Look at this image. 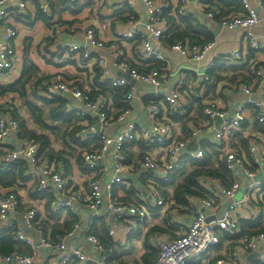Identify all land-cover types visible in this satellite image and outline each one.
Returning a JSON list of instances; mask_svg holds the SVG:
<instances>
[{
    "label": "built area",
    "instance_id": "1",
    "mask_svg": "<svg viewBox=\"0 0 264 264\" xmlns=\"http://www.w3.org/2000/svg\"><path fill=\"white\" fill-rule=\"evenodd\" d=\"M36 1L18 0L15 3L17 14L22 15L28 4ZM66 1L72 3L78 0ZM108 1L97 0L101 6L106 5ZM216 1L177 0L172 8L165 0H141L146 15L142 20L136 3L126 0L124 2L132 12L126 21H116L113 39L110 41L99 38L94 27L78 31L75 27L53 21L49 34L43 41L44 51L47 54L56 52L55 41H59L65 33L74 32L84 44L71 40L61 42L64 52L55 60L58 63H68L72 53H81L86 63L96 66L100 82L105 85L99 90H93L84 82L53 81L47 84L43 91L36 93L37 96L47 94L50 97L58 91L65 93V111L74 113L79 118L80 129L76 137L82 142V146L72 144L71 150L76 154L70 156L80 155V161L88 171V182L76 188L72 183L71 174L67 172L63 161L59 160L60 156L58 160L41 161V143L30 138H20V121L5 116L1 111L0 148L5 154L0 166L14 163L23 156L35 167L40 168V172L35 174V179L37 177L39 181L31 187L32 192L46 194L49 191L48 180L61 191L62 197L51 201L49 213L43 215V219L49 222L59 213L74 216L70 230L66 235L58 236L59 242L54 245L57 250L66 251L56 264H71L76 261L84 264L90 259L83 247L68 246L65 243L64 239L76 231L85 233L87 240L94 245L97 253L94 258L96 264H141L112 258L102 239L93 232L92 225L82 226V215L74 206L75 201L87 205L92 219L102 215L101 208L104 203L119 218L131 217L137 221L154 215L172 217L179 212L178 207L181 204L176 202L168 182L185 167L187 160L203 161L207 155L205 143L197 141V127H188L182 137L176 134V119L186 117L193 104L190 91H186L184 83L180 82L171 92L165 94L163 99H156V96L147 98L149 93L137 92L134 83L143 82L161 88L167 82L171 65L169 58L162 52L161 45L199 65L196 74L197 78L202 80V92L217 83L213 70L218 59L232 62L244 58L243 49H236L224 56L216 54L215 40L205 43L191 42L189 39H176L173 43L164 42L172 25L170 15L188 17L191 15V6L204 13L208 21L200 22L209 29H213L214 23H220L223 29L240 31L248 48L259 50L261 44L255 28L261 22L259 9L264 11V0H239L242 11L229 16L217 12L212 7ZM40 10L46 15H53L50 0L41 3ZM8 15L7 0H0V19L6 22L4 33L0 36V72L14 70L19 59L17 47L14 45L18 30L9 23ZM129 41L136 46V50L125 52L120 45ZM107 50L117 53L112 63L117 68L118 75L112 74L110 70ZM203 61H206L205 65L200 64ZM252 75L254 83L241 82L240 88L247 94V98L237 105L233 112L221 107L218 101L212 98L207 97L203 104L202 122L206 121L208 128H216L211 148L216 151L218 164H225L232 178L231 184L217 179L222 193L228 198L224 212L216 210L217 197L211 192L194 196L189 201L192 207H196L194 213L190 214L191 220L180 222L175 219L178 230H174V236L164 237L156 243L158 253L151 264H192L220 249L226 235L231 241L237 239L240 244L229 246L225 253L215 257L213 264H264V230L244 234L239 238L234 237L239 233L243 221L261 220L264 224V177H257V173L264 170V94L256 96L257 90L264 88V64L255 63ZM197 78L192 76V81L196 82ZM254 86L257 88L254 89ZM105 87L123 92L115 99L110 93L107 95L104 92ZM69 97L79 100L82 107H73L68 101ZM135 99H140L144 104L150 121L149 129L139 125L132 115ZM248 106L253 120L247 113ZM218 119L220 123L216 127ZM109 128L115 129L113 135L107 132ZM12 135L20 142L18 148L10 149L8 146ZM134 140L141 142L143 149L133 160L137 169L134 174L138 182L134 185L135 200L128 201L119 198L115 188H132V182L128 180L130 177L125 174L129 160L126 144ZM192 140L197 141V147L187 151L186 146ZM243 140H247V148L244 147ZM110 149L114 151L113 163L101 172L105 155ZM242 176L246 183L240 196L242 182L239 179ZM19 191L20 189L10 187L0 188V228L13 227L15 238L30 246L32 252L0 254V263L33 264L42 247L54 244L52 233L48 232L51 231V224L42 221L38 208L25 203ZM238 246L246 253L260 252L257 261L247 260Z\"/></svg>",
    "mask_w": 264,
    "mask_h": 264
},
{
    "label": "crops",
    "instance_id": "2",
    "mask_svg": "<svg viewBox=\"0 0 264 264\" xmlns=\"http://www.w3.org/2000/svg\"><path fill=\"white\" fill-rule=\"evenodd\" d=\"M18 0H7V5L9 9V18L8 21L14 25L18 34L14 39V45H16L19 59L14 70L9 72H0V85L9 84L17 79H19L24 71L26 61L29 60L31 63L35 64L34 66L39 67L38 72L33 76V80L27 84V97L38 103L45 110V122L49 125H59L60 121L52 120L49 116L50 106L45 105L42 96H37V91H40L46 88V85L52 83L53 81H65L67 83H79L84 82L87 87L92 88L93 90H99L105 86L100 82L99 74L96 66L89 65L84 61L81 56V53H72V57L68 63H58L55 58L60 56L64 50L61 42L71 40L73 42H78L84 44V41L80 39L74 32L65 33L60 37L59 41L54 43V51L56 52L47 54L43 48V41L46 36L49 34V31L52 27L53 21H59L60 25H65L69 27H75L78 31H84L89 27H94L96 34L99 38L110 41L113 39L114 28L116 27V21L120 20L124 22L128 19L129 14L132 12V9L125 4L126 0H109L108 3L104 6L99 5L97 0H78L77 2H68L66 0H50L51 7L53 10V15L44 14L40 10L41 3H45L48 0H37L36 2H31L24 9L22 15H18L16 12V2ZM137 5L139 10L140 18L145 19V7L141 0H133ZM164 1V0H163ZM170 3V5L175 7L177 0H165ZM254 2L255 0H251ZM239 2V3H238ZM241 2L239 0L228 1V0H217L212 7L221 14L224 15H234L236 12L242 11V5L239 6ZM261 13V22L255 28V32L260 40V49L252 50L248 48L247 42L245 41L244 35L240 31H232L223 29L214 35V40L216 42L215 52L221 56L228 55L236 49H243L244 58L237 59L232 62L217 60V65L213 70V75L217 80L215 85H210L207 87L205 92H202V80L197 78L196 70L199 68V65L192 61H188L181 57L178 53L171 51L167 46L161 45L162 52L169 58L171 65L170 77L163 87L157 88L148 83H134L135 89L139 93H149L147 98L156 96V99H163V96L171 92L178 83H184V89L190 91L191 98L193 101L192 107L186 117L176 119L177 129L176 134L180 137L183 136L184 132L188 127L193 126L199 129V135L197 141L200 143H205L206 151L211 153L213 152L211 148V142L215 140V126L208 128L206 121L202 122L204 118L203 115V104L205 103L206 98H212L217 100L219 105L230 112H233L237 105L244 102L247 98L241 88V82L245 81L248 83H254L252 70L253 65L264 64V11L260 8ZM191 17L195 18L198 21H208L204 13L198 10L195 6H191ZM219 23H214L213 28ZM6 22L0 19V36L3 35L5 30ZM213 31V29H212ZM90 49L94 50L93 47L89 46ZM120 48L127 51H135L136 46L132 42H126L120 45ZM248 48V49H247ZM107 57L109 59V67L114 75H118L117 68L113 65V57L117 55L115 51L107 50ZM205 65L206 61L200 63ZM183 76V80L181 77ZM192 76L196 79L192 81ZM259 83H256L258 85ZM257 87L254 86V89ZM61 91H58L60 93ZM107 95L109 93L115 98L118 99L121 92L113 90V88L105 87L104 91ZM65 96V93H62ZM264 94V88H259L256 92V96H261ZM118 96V97H117ZM70 104L77 109L82 107V103L69 97ZM247 113L251 120H253V114L247 107ZM0 111L7 117L17 118L20 123L22 122L25 127L34 131L39 135H46L50 140V148L53 150V156L48 154L41 156V161L44 159H49L51 161L62 160L64 166L68 173L72 176V183L75 187L84 186L88 182V171L85 169V166L79 159V156H70L75 155L76 152L71 150L72 143H64V138L61 136L64 133L62 129L61 135L58 136L51 129H47L38 124L32 117L30 111L25 105V99L20 95L19 92H6L0 95ZM132 115L136 119L139 125L144 128H150V121L147 116L146 109L144 104L140 99H135L132 107ZM166 117V116H165ZM76 123L71 124L70 129L78 127L76 133L80 129L79 118L75 115ZM167 118V117H166ZM220 119L216 121V127L219 125ZM107 132L111 135L115 133L114 128H109ZM197 141L192 140L188 143L195 144L197 147ZM244 141V147L247 148V140ZM242 140L240 139V143ZM10 144L14 145V148H18L20 142L15 139V136H11ZM188 145L186 146L187 151ZM70 147V148H69ZM143 149V144L137 140H134L131 143L126 144V153L129 157L128 162L126 163L128 170L125 174L130 177L128 180L132 182V188L130 190L121 189L119 186L115 188L116 195L125 200H135V189L134 185L138 182L137 176L134 173L137 172V169L134 166L133 160L140 151ZM114 151H110L105 155L103 162L102 170L104 168L111 167L113 163ZM3 157V156H2ZM0 157V161L2 160ZM71 157V159L69 158ZM77 157V158H76ZM212 165L214 167L218 166L217 156H212ZM27 163L29 165V176L28 180L24 183V186H20V191L25 203L29 206L32 205L38 208V215L43 222L50 223L51 231L49 233H56L58 230H61L65 226V222L69 219L74 220V216L59 213L52 218L53 221L49 222L47 219H43V215H47L50 211L51 201L62 197L61 191L54 185L51 180H48L49 191L46 192L45 197L33 195V192L30 190L31 187H34L38 178L35 179V174L40 172L39 167H35L31 164L28 159ZM59 164H62L59 162ZM186 166H190V162H186ZM239 168V167H237ZM134 174V175H133ZM257 177H264V170L257 173ZM217 179H220L223 183L226 182L219 177H210L203 176L200 178V185L202 187V192H211L216 195V210L223 213L225 206L228 203V198L222 193L219 182ZM242 182V188L239 191V195H242V192L245 190V179L243 176L239 179ZM182 181V177H177L176 183ZM230 182L232 183V178L230 177ZM230 183V184H231ZM0 188H4L0 186ZM170 190L174 192L175 184H170ZM18 189V190H19ZM35 193V192H34ZM196 195H187L186 198L188 201H191L192 198ZM74 206L82 215V226L86 227L92 225L93 230H101L102 224H105L108 229L109 236L116 242V254L115 258L121 260L122 262L135 261L140 262L141 264H150L154 260V257L150 259H145L144 255L148 250L147 244L151 247H156V243L164 237H172L175 235L174 230L176 229L175 219L182 221H190L191 215L194 213L196 207H192L189 203V206H179V212L175 216L163 217L160 215H154L143 221H137L131 217L119 218L118 215L111 209L107 207V204L104 203L101 208L102 215L96 219H92L89 208L84 203L75 201ZM23 210V206L21 207ZM21 222V221H18ZM183 223V222H182ZM27 232H31L26 229ZM113 231V233H110ZM107 232V231H106ZM65 243L68 246H81L84 251L90 257L88 261L84 264H96L94 260L96 256V249L94 245L87 240V236L82 231H76L72 235L66 237ZM59 241H54L53 245L48 247H42L37 254L36 260L33 264H56L61 256L65 254L66 251L57 250L54 245ZM239 241L235 239L234 241L230 240V237L226 235L223 238L222 245L220 249L212 251L208 254L207 257H204L201 260L192 262V264H213V261L216 256L226 252L227 248L231 245H239ZM242 253L245 255L246 259L250 262L257 261V258L260 255V252H251L246 253L241 246H238ZM150 248V247H149ZM113 256V252L109 250ZM256 255L250 259V256ZM0 264H6L4 262ZM73 264V263H71ZM79 264V262L77 263Z\"/></svg>",
    "mask_w": 264,
    "mask_h": 264
},
{
    "label": "trees",
    "instance_id": "3",
    "mask_svg": "<svg viewBox=\"0 0 264 264\" xmlns=\"http://www.w3.org/2000/svg\"><path fill=\"white\" fill-rule=\"evenodd\" d=\"M233 1L234 0H232V2ZM240 5L241 3L239 6ZM170 21L172 25L170 30L166 33L164 42L173 43L176 39H189L191 42L205 43L214 40L213 31L191 16L179 17L174 14L170 15ZM34 65L35 64L27 60L24 71L19 79L9 84L0 85V95L6 92H19L20 95L25 99V105L38 124L44 128L53 130L58 134V136L61 135L63 129L64 133L61 136L65 140L64 143L71 142L72 144H78L82 146V142L76 137V131L78 127H75L68 132L71 124L76 123V118L74 113H66L65 107L67 100L62 93H55L53 97H50L49 95L42 96L44 104L50 106L49 116L47 115V117H50L53 121H60L59 125H49L46 123V112L43 107L38 105L37 102L28 99L27 84L33 80V76L39 70V67ZM157 65L159 64L157 63ZM118 91L120 92V90ZM121 92H123V90ZM21 128V133L19 134L20 138H30L41 143L40 156L43 157L48 154L53 156V150L50 148V140L46 135H39L34 131L28 130L22 122ZM8 146L10 149H14L13 144H9ZM4 154L5 152L0 148V157H2ZM215 155L216 151L211 153L207 152L206 158L203 161L190 160L189 167H184L178 171L176 175L172 176L168 184H175L173 194L177 203L183 206H189V201L186 198L187 195H201V191L203 189L200 185V178L203 176L219 177L222 178L226 184L231 183L230 174L225 164L219 162L218 166L216 167L212 165L211 158ZM28 176L29 165L26 158L23 156L18 158L14 163L0 166V186L2 187L19 189L20 186H24V183L22 182H25L29 179ZM179 176L182 177V181L176 183V179ZM33 195L45 197V194L40 192H33ZM73 222V219L67 220L63 229L52 234V241H59L58 236L66 235ZM259 230H264V224L261 222V220L243 221L239 233H237L234 237L239 238L244 234H253ZM13 231V227L0 228V254L7 255L13 252L27 254L31 253V247L18 241L15 238ZM93 232L102 239L106 248L113 252L112 258H115L116 242L111 236H109L107 226L102 224L101 230L98 231L95 229ZM147 246L148 250L145 253L144 258L148 260L150 257H156L158 253L157 247L153 248L149 244H147ZM77 263L78 262L76 261L73 264Z\"/></svg>",
    "mask_w": 264,
    "mask_h": 264
},
{
    "label": "water",
    "instance_id": "4",
    "mask_svg": "<svg viewBox=\"0 0 264 264\" xmlns=\"http://www.w3.org/2000/svg\"><path fill=\"white\" fill-rule=\"evenodd\" d=\"M221 30H222V24L219 23L218 25H216V26L213 28V34H214V35H218V33H219ZM194 148H195V144L191 143V144L188 145V150H193ZM255 255H256V253L253 254V255H251V256H250V259L252 260V258H253Z\"/></svg>",
    "mask_w": 264,
    "mask_h": 264
}]
</instances>
